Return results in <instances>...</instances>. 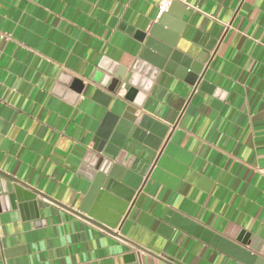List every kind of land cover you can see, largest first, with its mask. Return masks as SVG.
Here are the masks:
<instances>
[{
    "label": "crops",
    "instance_id": "1",
    "mask_svg": "<svg viewBox=\"0 0 264 264\" xmlns=\"http://www.w3.org/2000/svg\"><path fill=\"white\" fill-rule=\"evenodd\" d=\"M177 3L174 48L207 54L202 77L194 86L160 69L152 79L155 52L140 59L138 80L151 85L138 111L166 132L156 150L130 141L146 177L106 228L79 209L90 184L79 166L106 111L127 102L105 106L92 77L132 67L157 0H0V264H245L171 213L264 242V0ZM3 181L33 201L11 206Z\"/></svg>",
    "mask_w": 264,
    "mask_h": 264
},
{
    "label": "water",
    "instance_id": "2",
    "mask_svg": "<svg viewBox=\"0 0 264 264\" xmlns=\"http://www.w3.org/2000/svg\"><path fill=\"white\" fill-rule=\"evenodd\" d=\"M177 5L178 3L174 2L148 32L138 34L144 47L140 57L129 70L113 64L101 65L92 77L107 91L105 106L112 97L127 102L120 113L106 111L92 138V145L86 149L79 166V172L90 182L79 209L89 220L106 228H115L121 224L135 196L142 189L146 177H143L144 174L140 171V161L132 155L135 147L132 149L130 141L144 143L156 150L166 132V128L159 122L138 111L142 106V99L136 98L139 92L145 95L151 85V82L138 80L140 59L149 54V50L155 52V69L152 68L154 71L152 76L150 75L152 79L160 69L176 70L179 76H186L188 82L194 86L202 77L207 54L201 53L193 57L174 48L181 25L172 24L169 14L179 7ZM178 9L184 11L185 7L180 6ZM164 26L173 29L175 33L164 30ZM175 63L180 64V67H176ZM121 89L124 90L122 95ZM95 95H100V92L96 91ZM1 192L5 194L11 206L16 203L20 206L23 202L33 201L35 197L30 188L18 181H3ZM170 216L173 224L199 235L201 239L243 263L264 264V242L259 238L252 239V234L228 229L224 231L225 238L178 214L171 213ZM229 237L232 240H229Z\"/></svg>",
    "mask_w": 264,
    "mask_h": 264
},
{
    "label": "built area",
    "instance_id": "3",
    "mask_svg": "<svg viewBox=\"0 0 264 264\" xmlns=\"http://www.w3.org/2000/svg\"><path fill=\"white\" fill-rule=\"evenodd\" d=\"M174 2H181V3H185V0H157V4H156V17L159 18L162 14H164L165 12L168 11V9L170 8V6L174 3Z\"/></svg>",
    "mask_w": 264,
    "mask_h": 264
}]
</instances>
